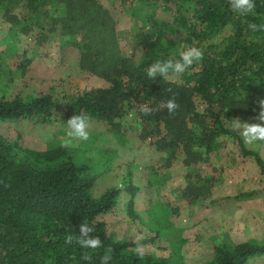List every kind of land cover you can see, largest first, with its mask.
<instances>
[{"label":"trees","instance_id":"obj_1","mask_svg":"<svg viewBox=\"0 0 264 264\" xmlns=\"http://www.w3.org/2000/svg\"><path fill=\"white\" fill-rule=\"evenodd\" d=\"M254 3L252 13L239 15L231 10L230 0H176L177 14L171 22L154 18L136 33L142 55L134 60L121 53L115 22L97 0H0L11 34H26L49 19L48 29L40 27L42 39L58 30L60 46L76 49L79 68L104 82L66 97L51 90L24 99L0 98V127L22 119L45 123L61 109L67 118L85 114L118 134L119 120L133 112L142 136L154 151L165 154L168 166L178 158L185 169L208 162L227 137L235 140L241 155L254 159L264 177V159L245 146L226 120L259 123L255 117L264 100V27L254 31L249 25L264 26V0ZM227 26L230 34L216 47L212 40ZM170 32L181 33L185 45L203 51L202 59L180 74L182 82L147 76L157 60L180 58L158 51ZM169 100L176 104L171 112L164 106ZM197 102L202 111L197 110ZM144 105L152 111L142 112ZM1 129L0 264H103L109 250L110 264L169 262L146 253L138 256L137 242L107 232L104 217L117 204L121 190L109 188L93 195L95 176L88 173L87 165L74 161L67 146L25 147L19 134H5ZM190 174L187 170L186 175ZM195 178L197 182L189 181L184 189L189 201L206 188L197 173ZM126 188L131 192L127 214L134 218L133 198L138 189ZM81 223L93 228L91 234L101 239V247L82 249L75 239L65 243L69 234H79ZM259 255H264V238L215 247L205 264H245Z\"/></svg>","mask_w":264,"mask_h":264},{"label":"rangeland","instance_id":"obj_2","mask_svg":"<svg viewBox=\"0 0 264 264\" xmlns=\"http://www.w3.org/2000/svg\"><path fill=\"white\" fill-rule=\"evenodd\" d=\"M97 1L115 22L121 53L134 60L142 55L136 33L151 19L171 22L177 14L176 0ZM48 22H38L26 34H11L0 10V98L24 99L51 90L66 97L104 85L99 77L79 68L76 49L60 46L58 30L42 39L40 27L48 29ZM230 32L227 26L212 40L216 47ZM187 48L181 33L170 32L158 51L175 57ZM168 79L182 82L180 74ZM196 105L198 111L203 110L200 102ZM68 119L60 109L45 123L22 119L4 123L0 129L5 134H19L25 147L44 150L70 140L63 123ZM119 121L121 129L116 134L103 122L89 120V139L72 140L67 146L74 161L87 165L88 173L95 176L93 195L109 188L121 190L117 204L104 217L108 233L137 242V248L168 259L167 264H205L212 259L215 247L264 238V177L251 156L239 153L234 139L224 137L208 162L185 169L181 158L168 166L165 154L153 150L133 112ZM244 144L264 159V142ZM196 173L206 188L189 201L184 189L189 181L197 182ZM128 185L138 189L133 198L134 218L127 214ZM245 264H264V255L250 257Z\"/></svg>","mask_w":264,"mask_h":264},{"label":"clouds","instance_id":"obj_3","mask_svg":"<svg viewBox=\"0 0 264 264\" xmlns=\"http://www.w3.org/2000/svg\"><path fill=\"white\" fill-rule=\"evenodd\" d=\"M231 10L239 15H247L252 13L255 8L254 0H230L229 4ZM249 27L252 30H257L258 26L256 24H250ZM203 51L197 47H189L187 50L180 53V58L178 60H157L147 70V76L150 79H154L157 76L162 78H167L170 74H182L192 66L195 62L202 59ZM167 109L171 112L175 109L176 104L174 100L167 101ZM141 111L145 114L152 111L147 105L142 106ZM259 123H249L241 121L240 119H233L228 121L231 129L240 135L246 144L252 145L257 142H264V100L260 101V111L255 117ZM68 131L67 136L70 140L65 141V146H68L72 140L87 141L89 139V117L85 114H77L69 118L66 122H63ZM51 136H49V139ZM79 234L75 237L71 234L66 236L65 243L72 244L75 239L76 243L82 249H96L102 246V241L98 236H94L91 233L93 228L86 223H81L78 225ZM111 250H109L110 253ZM135 252L138 256H143L144 252L141 248H136ZM106 253L102 258L103 264H110L112 259L111 255ZM88 257H85L87 259Z\"/></svg>","mask_w":264,"mask_h":264}]
</instances>
